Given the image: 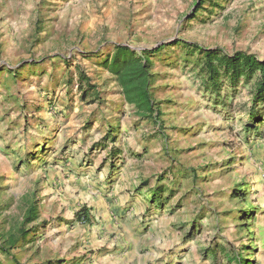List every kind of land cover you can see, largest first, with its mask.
<instances>
[{
	"label": "rangeland",
	"instance_id": "1",
	"mask_svg": "<svg viewBox=\"0 0 264 264\" xmlns=\"http://www.w3.org/2000/svg\"><path fill=\"white\" fill-rule=\"evenodd\" d=\"M119 43L157 49L163 125L103 65ZM195 45L264 58V0H0V264H264V100Z\"/></svg>",
	"mask_w": 264,
	"mask_h": 264
},
{
	"label": "trees",
	"instance_id": "2",
	"mask_svg": "<svg viewBox=\"0 0 264 264\" xmlns=\"http://www.w3.org/2000/svg\"><path fill=\"white\" fill-rule=\"evenodd\" d=\"M195 46L202 54L203 68L211 85L217 87L223 76L234 85L242 79L247 81L256 77L255 101L264 100V58L243 50L226 53L220 48ZM156 51L157 49L139 50L130 44L119 43L115 45L111 56L103 61V65L120 87L126 102L133 105L141 116L151 118L161 126L163 113L152 89L154 73L151 54ZM78 82L82 100L91 97L90 100L94 102L100 98L99 86L83 71H80ZM90 92L94 95L91 96ZM37 215L36 204L32 203L27 209L25 221L32 220ZM19 230L23 237L26 236L23 227ZM8 241L13 246L19 239L15 233H12Z\"/></svg>",
	"mask_w": 264,
	"mask_h": 264
},
{
	"label": "crops",
	"instance_id": "3",
	"mask_svg": "<svg viewBox=\"0 0 264 264\" xmlns=\"http://www.w3.org/2000/svg\"><path fill=\"white\" fill-rule=\"evenodd\" d=\"M125 259H126V258L124 257V258H122L121 260L124 261ZM101 264H123V262L118 263V262H116V261H111V260H109V259L107 258V259H103ZM132 264H135V263L132 262ZM138 264H139V263H138Z\"/></svg>",
	"mask_w": 264,
	"mask_h": 264
}]
</instances>
